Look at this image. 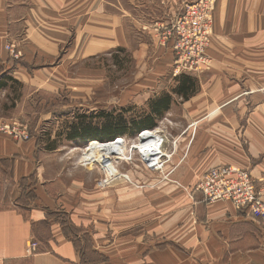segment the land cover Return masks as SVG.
<instances>
[{
    "label": "rangeland",
    "instance_id": "374dc122",
    "mask_svg": "<svg viewBox=\"0 0 264 264\" xmlns=\"http://www.w3.org/2000/svg\"><path fill=\"white\" fill-rule=\"evenodd\" d=\"M80 1L74 10L66 0L9 3L19 7L11 25L26 31L31 13L37 30L50 35L8 34L9 59L30 72L28 82L12 78L16 66L1 77L0 134L35 141L39 174L61 205L55 222L76 242L83 264H108L113 244L164 248L155 226L190 228L199 202L236 208L205 201L200 185L215 167L204 165L212 156L252 175L244 163L264 116V2H225L217 27L218 0ZM183 77L194 84L185 98L177 92ZM167 96L172 105L153 128L103 142L71 139L82 123L155 118L154 104ZM159 127L169 152L158 166L135 142ZM37 181L24 191L33 193ZM35 234L48 240L47 230ZM38 243L28 242L27 256Z\"/></svg>",
    "mask_w": 264,
    "mask_h": 264
},
{
    "label": "crops",
    "instance_id": "0c3cea01",
    "mask_svg": "<svg viewBox=\"0 0 264 264\" xmlns=\"http://www.w3.org/2000/svg\"><path fill=\"white\" fill-rule=\"evenodd\" d=\"M12 1L0 0V81L3 75L16 66L12 78L28 82L26 77L29 68L20 67L9 59L5 49L7 36L18 34L21 30V34L31 38L40 34L50 35V31L44 27L37 30L31 13L26 31L24 26L16 28L11 25V21L17 18L14 17L15 8H19L10 5ZM14 1L25 5L33 2ZM238 1L264 2L218 0L217 27L222 23L221 8L224 3ZM43 3L45 5L49 0H43ZM80 3V0H66V9L74 10L80 7ZM25 7L26 13L33 11V8ZM49 12L44 11V14ZM253 113L251 118H254ZM255 128L257 130L251 143L254 150H251L252 156L248 164L244 163V167L251 169L254 178H260L264 176V116L255 122ZM165 148L168 151V146ZM172 155L173 152L170 158ZM207 157L201 160L205 161ZM39 162L35 141H17L0 134V264H83L76 245L67 240L62 227L55 222L54 213L61 205L56 204L48 182L39 174ZM219 164L216 157L212 156L204 165L209 168ZM36 179L37 186L32 189L34 192L24 191L27 185L33 188ZM34 227L35 230L41 228L48 231L49 237L45 243L37 240ZM155 227L154 232L158 237L166 240L164 248L151 250L145 242L124 241L122 244H113L106 252L108 264H264V226L245 217L228 202H199L194 208L190 228L184 231L179 232L178 227L171 230L161 225ZM159 228H164L165 232L159 233ZM173 235H178L180 241L174 243ZM33 239L39 242V249L35 255L27 256L26 246Z\"/></svg>",
    "mask_w": 264,
    "mask_h": 264
},
{
    "label": "built area",
    "instance_id": "2783aa9c",
    "mask_svg": "<svg viewBox=\"0 0 264 264\" xmlns=\"http://www.w3.org/2000/svg\"><path fill=\"white\" fill-rule=\"evenodd\" d=\"M206 174L200 185L205 201H230L238 210L264 223V176L254 178L248 171L230 165L215 166ZM30 245L32 251L37 247L34 242Z\"/></svg>",
    "mask_w": 264,
    "mask_h": 264
},
{
    "label": "trees",
    "instance_id": "16d2710c",
    "mask_svg": "<svg viewBox=\"0 0 264 264\" xmlns=\"http://www.w3.org/2000/svg\"><path fill=\"white\" fill-rule=\"evenodd\" d=\"M180 86L177 92L185 98L192 92L194 84L191 79L183 77ZM170 105H172L170 96L161 98L153 106V115H155V118L148 116L141 122L135 121L130 124L133 127H129V123L122 119L109 120V122L105 123L101 128H93L89 124L82 123L80 127H73L74 134L71 136V139L78 137L83 141L95 140V142H103L108 139H113L118 135L126 134L127 132L134 133L144 128H153L156 125V118L162 116L163 112L170 108ZM74 244L77 246L75 241Z\"/></svg>",
    "mask_w": 264,
    "mask_h": 264
},
{
    "label": "bare ground",
    "instance_id": "6f19581e",
    "mask_svg": "<svg viewBox=\"0 0 264 264\" xmlns=\"http://www.w3.org/2000/svg\"><path fill=\"white\" fill-rule=\"evenodd\" d=\"M161 129L162 128L159 127L153 131L143 132V135L141 134L142 136L135 142L144 160L153 163V165L158 163V166L160 161L164 159V157H160V155L163 153L165 146L169 144L165 133H162Z\"/></svg>",
    "mask_w": 264,
    "mask_h": 264
}]
</instances>
